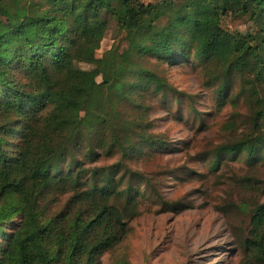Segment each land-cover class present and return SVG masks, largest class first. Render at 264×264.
<instances>
[{"label":"trees","instance_id":"trees-1","mask_svg":"<svg viewBox=\"0 0 264 264\" xmlns=\"http://www.w3.org/2000/svg\"><path fill=\"white\" fill-rule=\"evenodd\" d=\"M43 1L0 0V16L14 23H0V264H103L102 256L127 236L133 189L104 170L85 178L88 154L66 165L67 145L79 147L81 131L97 120L110 135L96 137V148L109 151L120 141L118 127L128 123L127 106L144 119L151 90H173L145 66L150 58L175 62L180 51L205 70L214 65L221 78L249 73L264 88V0ZM229 15L249 16L262 28L230 32L223 26ZM105 16L125 31L128 45L98 57ZM15 69L26 83L12 79ZM227 83L218 88L220 104L228 99ZM248 102L259 135L218 153L244 151L251 164H264V94L251 88ZM140 137H149L143 128ZM57 195H68L61 210ZM244 208L241 264H262L264 200Z\"/></svg>","mask_w":264,"mask_h":264},{"label":"rangeland","instance_id":"rangeland-1","mask_svg":"<svg viewBox=\"0 0 264 264\" xmlns=\"http://www.w3.org/2000/svg\"><path fill=\"white\" fill-rule=\"evenodd\" d=\"M105 18L108 29L96 52L98 57L111 48L121 51L128 45L125 31L110 16ZM167 19L162 18L160 25H165ZM0 23L14 24L3 16ZM260 23L249 16L229 15L223 19L225 29L239 34L261 30ZM78 66L92 68L86 63ZM145 66L173 90H151L142 110L146 112L144 119L127 106L123 118L128 123L118 127L120 141L109 151L96 148V137L110 135L97 120L81 131L79 147L74 146L76 143L67 145L66 165L71 160L83 161L84 151L88 154L85 165L89 172L85 178L93 170H104L106 176L116 177L121 188L133 189L137 204L133 209L125 208L127 236L102 256V262L241 264V243L248 234L244 203L250 209L264 200V164H251L244 151H218L251 134L259 135L253 131L255 111L248 96L251 88L261 94L264 88L249 73L231 77L219 73L221 78L214 65L205 70L193 55L184 56L180 51L175 62L150 58ZM15 70L12 79L26 83L27 78ZM225 79L229 81V94L226 103L220 104L218 88ZM0 118L5 120L1 110ZM142 128L148 138L140 137ZM15 131L20 132V125ZM56 197L61 210L68 195ZM51 208H56L54 202Z\"/></svg>","mask_w":264,"mask_h":264}]
</instances>
